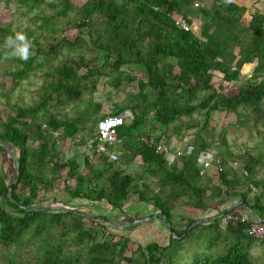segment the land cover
Returning a JSON list of instances; mask_svg holds the SVG:
<instances>
[{
	"label": "trees",
	"instance_id": "16d2710c",
	"mask_svg": "<svg viewBox=\"0 0 264 264\" xmlns=\"http://www.w3.org/2000/svg\"><path fill=\"white\" fill-rule=\"evenodd\" d=\"M0 1L5 2L7 7L13 3L21 18L37 26L32 31H25L26 41L16 40L15 45H22L31 39L34 50L30 53L29 49L27 60L12 57L10 50L5 48L4 55L10 56L11 63H15V70L9 72L13 86H20L38 70L42 71L44 79L31 104L24 106L17 103L12 108L13 115H8L4 121L0 119V143H7L18 152L16 182L7 185L6 180L0 177V246L3 249L0 251V264H33L29 259L35 251H20V248L33 243L37 248L39 243L49 246L60 230V239L67 241L68 249L80 247L90 254L109 253L113 258L125 251L130 240L126 237H120L113 243L96 241V234L106 228L101 222H107L104 217L97 218L100 228L96 231L87 227L84 222L86 216L76 211L59 208L52 212L45 207L31 206L33 200L41 197L62 177L64 169L67 170L66 178L75 181L73 188H63L69 199L104 202L112 210L121 211L129 196L136 194L139 201H149L155 210L160 211L158 216L163 217L173 230L168 243L137 244L135 253L138 257H124L129 263L255 264L250 254L255 239L245 232L249 222L225 224L226 232L222 233L221 225L217 224L219 220L214 226L211 224L224 242V253L211 256L205 251L214 249V244L205 241L207 245L204 246L200 233L197 240H190L194 236L193 230L186 229L193 221L188 220L183 229H176L172 225L171 212L178 201L184 199L187 200V207L204 210L205 201L214 196L203 183L208 171L200 174V165L196 161V154L209 150L214 142V127H210L212 113L234 115L237 125L249 133L257 130L264 141V14L255 12L248 21H244L246 8L235 0H85L80 7L74 6L71 0ZM45 10L53 13L46 14ZM35 11L39 13L34 14ZM179 18L190 26L192 18H199V34L180 28L176 23ZM10 22V18L6 21L0 19V43L10 36L15 38L19 33ZM71 29L78 31L73 40L66 36L57 38L58 32ZM37 32L40 35L35 37ZM61 49L68 52L60 54ZM2 54L0 51V57ZM50 61L53 62L50 64ZM252 61H256L257 66L236 94L226 95L214 86L215 75L220 76L221 81L234 82L243 66ZM43 67L47 70L43 71ZM131 68L143 78L133 76ZM48 77L51 80L45 81ZM101 77H105L107 85L117 92L123 84L137 81V93L127 94L128 104L114 114L127 107L132 114L129 123L124 122L117 128V134L123 138L122 158L126 157L129 162L140 158L141 166L156 182V194L143 192L142 188L148 191L150 183H138L108 161L110 147H105L97 165L85 157L82 163L88 172L83 174L76 157L60 163L56 150L49 145L50 134L42 129L43 123L51 130L61 128L64 138H72L78 130L74 123L84 119V111L77 112L72 119L66 118V115L49 114L52 100L57 105L66 102L78 104L82 100L86 103L90 100L93 104L92 99L82 98L85 94L92 96ZM86 107L90 108L87 104ZM100 110L99 104L93 105L88 119L99 120L105 116L100 114ZM195 114L202 115L203 122L194 117ZM28 118L30 122L26 120ZM156 124L167 137L170 133L180 134L182 130L196 129L193 140L196 151L191 156L176 157L173 162L162 153H157L141 140V137L154 131ZM88 131L86 136H90L91 131ZM223 135L224 131L220 141L224 139ZM156 138L153 137L154 140ZM84 142L85 139L80 136L78 144L84 145ZM229 148L226 141L214 148L218 149L215 157L222 161L221 171L216 172V176L227 187L230 184L226 182L221 157L224 158L223 152L228 153ZM1 150L3 147L0 145ZM125 150L129 153L126 154ZM250 154L246 152L248 160L243 161L248 175L242 185L249 181L248 176L252 175L255 164ZM242 157L238 156L239 159ZM10 186L9 197L4 199L5 205L2 206L1 201ZM19 186L27 188L28 195H19ZM241 197L246 199L244 193ZM231 232L235 233L233 239L229 237ZM186 239L190 243L184 245ZM12 246H15V251H10ZM6 249L8 251H4ZM62 250L60 246H51L47 251H41L36 264H55L54 256ZM186 254L189 256L187 261V256L183 257ZM69 258L72 259L68 262ZM69 258L66 264H77L80 260L79 255ZM88 262L113 264L97 257Z\"/></svg>",
	"mask_w": 264,
	"mask_h": 264
},
{
	"label": "rangeland",
	"instance_id": "374dc122",
	"mask_svg": "<svg viewBox=\"0 0 264 264\" xmlns=\"http://www.w3.org/2000/svg\"><path fill=\"white\" fill-rule=\"evenodd\" d=\"M85 0H71V3L76 6L80 7ZM15 5L13 3H9L8 7L6 6L5 2L0 1V19H3V21H6V18L11 19V25L13 28H18V32L22 33L25 35V31L27 29L29 30H34L37 28L36 25L34 24H28L26 22V19H23L20 17V14L16 12V9H14ZM40 11V10H39ZM39 11H35L34 14H38ZM45 13H49L48 10H45ZM52 14L53 12L50 11ZM49 13V14H50ZM245 20L248 19L249 13L245 14ZM191 27L190 31L195 33L196 35L199 34V28H200V19L199 18H192L191 20ZM58 26V25H57ZM39 31V30H36ZM38 34H34L35 37L36 35H40V32H37ZM78 34V31L75 29L71 30H66V31H61L58 32L57 38H60L61 36H66L68 39L73 40L74 37ZM43 35V34H41ZM55 35V36H56ZM41 38V37H39ZM42 41V39H39ZM29 45V49L31 50L30 53H32V50H34V46L32 45L31 39L27 42ZM44 43V40H43ZM14 44H9L8 39L3 40L2 43H0V51L3 52L2 57H0V119L5 120L8 115H13V109L11 106L17 104V103H23L24 106H27L31 104V101L35 100L36 95L35 91L38 90L39 85L42 83L44 80L42 77V71L38 70L35 72V77H31L26 79L25 81L22 82V84L18 87H14L11 79H10V74L9 72L15 70V63L12 64L10 60V56L7 57L4 55L5 48H8L10 50L11 56L12 57H19L22 59L19 55L13 54L16 50L17 45ZM66 49H61L60 54H66ZM88 56L91 55V53H87ZM95 53L93 52V55ZM53 61H50V64ZM49 65V64H48ZM47 66V65H45ZM126 72L128 70L126 68H123ZM251 69V68H250ZM46 67H43V71H46ZM7 71V72H6ZM244 71V72H243ZM253 71L251 70H246L243 67L241 70V74L238 77V79L234 82H227V81H221L220 76L215 75L214 77V86L217 88L218 91L223 92L226 95H234L238 92V88L240 85L244 84L246 79H248L251 76V73ZM130 73L137 77L143 78L142 74H140L137 70L131 68ZM51 78L48 77L47 79L45 78V81H50ZM47 84V83H46ZM137 81H131L129 83L123 84L119 89L118 92L115 91L114 89H111L110 86L107 85L106 83V78L101 77L98 79L96 82V90L90 96L89 94H85L82 99H92V103H90V100L87 101V103L82 100V102L78 104L72 105L71 103H66L61 105L60 107L57 105L56 101L53 99L51 106L49 108V113H51L54 116H62L64 113H66V116L68 115L69 117L73 116L74 114H77V112H83L82 118H84L85 121L89 122V127L93 126V120L94 118H90V115H92L91 112V107L95 104H99L101 106L100 114L101 115H107L109 113L115 114V112L119 109L122 108L124 104H128V99L129 95L137 93ZM13 92L16 93L13 96ZM109 92V93H108ZM89 106L90 108L86 107ZM122 111V110H121ZM120 111V112H121ZM119 112V113H120ZM194 117H197V119L201 122H203L204 117L200 114L194 115ZM239 126V125H238ZM236 123V118L232 114H227V113H222V112H214L211 115L210 118V127H214V132L213 135V144L212 147L209 149L211 150L214 154H217L216 149H214L216 146H218L221 141L220 137L222 135V131H224V138L229 144V147L237 152L238 154L244 151L245 149H248L250 152L253 154L258 153L259 150H256V147H259V145H262L259 141V137L261 136L260 133L255 131H251L249 133L245 128L243 127H238ZM149 128V125H147V129ZM260 128V127H259ZM261 129V128H260ZM195 130L196 129H190V130H182L180 131V134H173L170 133V136L166 139V147L167 148H180L186 145L189 142H193L194 136H195ZM154 133V132H153ZM190 135V136H189ZM250 135V137H248ZM63 139V138H61ZM50 139L49 144H51L54 149L56 150L55 152L57 153V159L60 163H64L67 159H69L72 156H75L77 161L81 163V167L79 168L81 173L86 174L88 172L86 166L83 165V159L85 157H88L94 165L98 164V158L92 155L90 151H88V148H83V146H75L73 145L67 138L63 140H59L57 146L51 141ZM57 141V140H56ZM223 141V140H222ZM39 143V142H35ZM1 145H6L7 143H0ZM37 144H34V146ZM102 155V153H101ZM18 156V152L16 149H13V152L7 151V149L3 148V150L0 151V177L6 180L7 185H10L14 180H15V173L17 169V165L15 164L14 158ZM232 162V161H231ZM113 163V162H112ZM134 166L130 168L129 174H135L138 173L141 169V164L138 160L134 161ZM114 166L121 167L123 171L125 172L123 168V160L122 157L119 159L118 162L113 163ZM100 166V165H99ZM101 167V166H100ZM66 169L61 171L62 177L56 180L52 186L51 189L46 191L41 197L37 198L36 200H33L31 206L32 207H45L51 210L52 212L62 208L63 210H72L76 211V213H80L86 216L84 219L85 225L87 227H91L93 230L98 231L100 228V225L97 223V218L104 217L106 220H110V222H103L104 220H101L103 224L106 225V228L103 230L99 231L96 234V241L97 242H115L117 241L120 237L125 238L129 237V242L127 243V246L125 248V251L122 252L121 256L116 255L114 258L112 257L111 254H103V253H94L90 254L88 251H85L84 249L82 250L80 247H74L68 249L66 247L67 241L63 240L61 241L60 233L55 234L54 237L51 240L50 245L46 243H39V248L35 246V244H28L26 245L25 248H20V251H35L31 258L29 259L31 263L36 264L39 260L38 256L42 255L41 251H47L51 246L54 248L57 246H60L63 250L58 253L55 258V264H66V259H68L71 255H79V262L77 264H90L88 260L92 259L93 257L105 259L106 261H112L114 264H134V263H129L127 262L124 257L131 258L132 256L135 257V259L138 257V255L135 253L137 244L140 245H146L148 241L150 242H156L160 245H165L168 237L166 234L162 236L161 239L153 240L149 235H147V231H139L137 232L136 229L138 228H143L142 226H139L140 223H136V221L142 220L143 218L141 217V213H132V216L127 217V213L124 215L122 212L119 210H111V207L104 203V202H89L86 200L82 199H69L67 196H65V193L63 192V188H73L75 185V181L67 179L65 174H66ZM126 173V172H125ZM16 182V181H14ZM11 187V186H10ZM20 187V186H19ZM9 189V188H8ZM18 194L21 195L22 197L28 195V189L27 188H18ZM7 195L3 197L1 204L2 206L5 205V198L9 197V190L6 191ZM5 192V193H6ZM5 195V194H4ZM129 201L124 203L123 206V212H126L127 208L130 206H133L138 203V198L136 194H133ZM87 205V206H86ZM131 208V207H130ZM193 213L195 214L196 211L190 207H184L181 209V215L182 216H189V217H194ZM95 216V217H94ZM94 218V219H93ZM96 218V219H95ZM91 220L93 221L91 223ZM100 222V223H101ZM142 223V222H141ZM123 228V229H121ZM145 229L147 227H144ZM109 230V231H108ZM160 234V233H159ZM111 235L112 238L109 236ZM164 237V238H163ZM195 241V240H194ZM201 242V241H199ZM190 243L189 239H186L183 244L187 245ZM196 245H198V242H196ZM39 250V251H36ZM16 248L15 246H12L10 251H15ZM219 251V249H216ZM215 250V251H216ZM0 251H3L2 247L0 246ZM4 251H8L7 249ZM59 252V251H57ZM198 253L204 252V251H197ZM209 255H214V251L207 252ZM59 255V256H58ZM185 255H183L184 257ZM188 257L185 259V261L188 260ZM72 258L68 259V262L71 261ZM75 264V263H74Z\"/></svg>",
	"mask_w": 264,
	"mask_h": 264
},
{
	"label": "crops",
	"instance_id": "0c3cea01",
	"mask_svg": "<svg viewBox=\"0 0 264 264\" xmlns=\"http://www.w3.org/2000/svg\"><path fill=\"white\" fill-rule=\"evenodd\" d=\"M235 2L243 5L246 8L245 14L249 13V17L247 20H245V17H244L245 14H244V16H243L244 21H248L250 19V16L252 14H254L255 12H260V13L264 14V0H235ZM243 67L245 68V71L246 70H251V71L254 70V68L251 64L244 65ZM14 94L16 95L15 92H13L10 95L13 96ZM66 103H69V102H66ZM16 105H18V104L11 106V108H13ZM61 105H63V104H61ZM61 105H58V106L60 107ZM72 105H74V104H72ZM120 113H124L125 115H127V118L124 120V122L129 123L130 119L132 117L130 108L127 107L124 110H122ZM110 114H112V113H110ZM63 115H66V113H64ZM75 116H76L75 114L71 117H69L67 115L66 118L72 119ZM27 120L30 121L29 118ZM79 121L80 122L74 123V126L78 130H77L76 134L71 138L75 142L78 138H80V136H82L85 140L90 139L96 133V123L98 120H93L94 124L92 127H89L90 126L89 122L85 121L84 119H81ZM45 125L46 124L43 123L42 127ZM88 130L91 131L90 136H86L87 133L89 132ZM253 131H255V133L258 132L257 130H253ZM45 132L50 134L49 139H55V138H53V134L51 131H45ZM163 133H164V131L159 130L158 125L156 124L154 126V131L149 132V136L141 137V140L142 141H143V139L149 140L150 135L153 134L154 137H157L155 139V142H159V141H161V137H162ZM248 137H250V135H248ZM167 138H165V141ZM121 139L123 141L122 137H121ZM224 141H226L225 138L223 139V141H221V143L219 145H223ZM259 141L262 145H259V147L255 148L256 150H259L258 153H256V154H253L248 149H245L244 151H242L241 153L238 154L237 152L235 153L234 150L229 148L231 150H229L228 153L232 154L233 157H225V156H229V154L226 152H223V154H225V156H224L225 159L223 157H221V158L223 159V170L226 173V176H225L226 182L228 184H230L228 187L223 185L219 181L218 176H216V170L214 169V167L208 171V174H205L204 177H206V178L203 179V183L206 184V187L208 189H210V191L213 193L214 196L208 198L205 201V209L204 210H195L194 209L196 211V213L195 214L193 213V216H194L193 218L189 217V216H182L181 215V209L184 207L185 208L187 207L185 205L186 204L185 202L187 200L182 198V199H184L183 200L184 202L181 200L178 201L177 207H175L173 209V211L171 212V214H172V225L176 229H183L187 225L188 220L193 221V223L190 226H188L186 229L187 231L193 230L194 236L190 240H197V236L200 233L201 239L204 240L203 241L204 246L207 245L208 241H209V243L212 242L214 244L215 248L211 250V251H214V255H211V256H217V255H221L222 253H224V252H222V247H223L224 242L221 241L219 234L222 233L223 231L226 232V230H225L226 225L221 223L220 221H218V216L220 214L228 212V211H235L236 213L244 216L246 219L245 222L247 221V222H249V224L253 220H258L264 215V141H263L261 136L259 137ZM226 143L228 144L227 141H226ZM120 145H122V144H120ZM228 146H229V144H228ZM31 148L34 149L35 147H31ZM120 148H122V146ZM170 148L172 151L177 149V147L176 148L170 147ZM217 150L218 149H216V152H217ZM195 151H196V148H195ZM220 151H222V150H220ZM200 152L201 151H199L198 154ZM246 152L251 153L250 157L252 158L253 163H255V164H253V166H252V175L248 176L249 181H247L246 185H242V183L245 182L244 178L248 175L247 171L244 169V162H243V161L246 162L248 160V157L245 155ZM125 153L128 154L129 153L128 150H125ZM198 154H196V157L198 156ZM239 155H243L242 159L238 158ZM123 156L124 155H122V157ZM122 160H123V164H124L123 168H124L126 173L124 171L123 172L125 174L131 175L140 184L143 181H147L146 183H144V185L150 183L148 191L146 188H142L143 192H145L147 194H150V193L156 194L158 192L156 182H154L155 180L152 177H150L147 174V172H145V168H143L142 166L140 168L141 170L138 173L129 174V172H127L130 170V168H132V166L135 165L134 164L135 160H138L141 164V160L139 157H136L133 162H129V160L126 159V157L122 158ZM169 160L171 162H173L174 157H171V159H169ZM196 161H197V158H196ZM233 163H237L238 165L233 166ZM244 171L247 173L246 175L244 174ZM254 183H256V184H254ZM250 186H252L254 188V193L252 195H250V189H249ZM216 192H219V194L216 195L215 194ZM242 193L245 194V197H246L245 200H243L241 197ZM147 194L145 196H147ZM132 195H130L128 199H130L132 197ZM130 207L127 208L126 212H123L122 211L123 209L121 210V212L123 215L125 213H127V215H126L127 217L132 216L133 212L134 213H137V212L141 213L140 218H143V221L141 220L142 223H141V221L136 222V223H140L139 226H142L143 228L136 229L137 232L146 230L147 231L146 234L149 235L151 238H153V240L161 239L164 234H166L168 239H169V237L173 234L169 231L170 228H169V225L167 224V222H165V220H163L162 217L158 216L157 210L154 209L153 205L151 203H149V201H148V203L141 202V201H139V198H138V203L133 205V206H130ZM107 221L110 222V220H107ZM215 221H218L217 224L221 225L220 233L218 231H216L214 229V227H212V225L214 226ZM92 222L93 221L91 220V223ZM97 223H98V221H97ZM198 225H199V227L197 228L196 226H198ZM144 227H147V228L145 229ZM121 229H123V228H121ZM229 237H230V239H233L235 237V233L231 232ZM126 238L129 239V237H126ZM205 241H207V243ZM149 242L150 241H148V243ZM167 243H168V240H167L166 244ZM216 249H219V251ZM204 250H205V248H204ZM205 252L210 253V251H205ZM250 254H251V257L254 260L253 262H255V264H264V242H261L259 240H255L251 245ZM185 256H187V254Z\"/></svg>",
	"mask_w": 264,
	"mask_h": 264
},
{
	"label": "built area",
	"instance_id": "2783aa9c",
	"mask_svg": "<svg viewBox=\"0 0 264 264\" xmlns=\"http://www.w3.org/2000/svg\"><path fill=\"white\" fill-rule=\"evenodd\" d=\"M176 23L185 31H188L190 29V25H188V23H186V21L181 18H179ZM248 64H251L253 68L257 66L256 61H252ZM126 118L127 115H125L124 113H119L118 115L107 114L101 117L96 123V133L90 139L86 140L84 145L85 148H88V151H90V153L94 154L95 156H100L105 147H110L112 151L109 155V159L111 161H115L121 154L120 144L122 142V139L118 137L117 128L124 123V120ZM43 129H46V127L43 126ZM61 133L62 132L60 129L53 131V138H61ZM153 137L154 135L151 134L149 140L143 139V141L152 146L157 153H162L168 160L171 159V157L176 158L191 156L195 151V145L193 142H189V144L187 143L183 147L177 148L172 151L171 148L166 147V133H163L161 141L159 142H155ZM196 158L197 162L200 165V174L209 171L213 167L216 172L221 171L222 161L220 158L215 157L214 153L211 150L201 151ZM237 165V163H233V166ZM244 174L246 175L247 173L244 171ZM249 189L250 195H252L254 193V188L250 186ZM218 218L223 224L233 225L243 223L246 220L244 216L236 213L235 211L222 213L218 216ZM246 233L248 236L254 238L255 240L264 242V215L258 220H253L246 229Z\"/></svg>",
	"mask_w": 264,
	"mask_h": 264
},
{
	"label": "clouds",
	"instance_id": "9594fccd",
	"mask_svg": "<svg viewBox=\"0 0 264 264\" xmlns=\"http://www.w3.org/2000/svg\"><path fill=\"white\" fill-rule=\"evenodd\" d=\"M191 27V26H190ZM16 40H19V41H26V38H25V35L24 34H22V33H17L16 34V37L15 38H13V37H8V42H9V44L11 45V44H14L15 42H16ZM13 54H15V55H19L22 59H25V60H27L28 58H29V45H28V43L27 42H25L24 44H22V45H17V47H16V50H15V52L13 53ZM251 63V62H250ZM248 64V63H247ZM253 73V72H252ZM49 114H51V113H49ZM27 120V119H26ZM28 122H30L29 120H27ZM45 127H46V129H43V127H42V129L44 130V131H51V132H53V131H56V130H51L47 125H45ZM60 130H61V132H62V129L61 128H59ZM58 129V130H59ZM61 138H63V139H70L71 141H72V144L73 145H75V146H83V148H85V142H86V140H88V139H86L85 140V142H84V145H80V144H78V143H80V138H78L77 140H76V142L75 141H73L71 138H68V137H66V138H64L63 136H62V133H61ZM61 138H57V139H52V142L57 146V144H58V142H59V140H63V139H61ZM57 140V141H56ZM69 140V141H70ZM70 141V142H71ZM50 142V141H49ZM30 143V142H29ZM1 145V144H0ZM49 145H51V144H49ZM3 148H4V146L3 145H1ZM8 146V145H7ZM9 148H10V146H8ZM6 148V147H5ZM11 149V152H13V149L12 148H10ZM120 150H121V154L118 156V158L115 160V161H111L110 159H109V155H110V153H111V151H110V153L108 154V161L110 162V163H116V162H118L119 161V159L122 157V155H123V149L122 148H120ZM8 151V150H7ZM93 156H95L94 154H92ZM72 157H75V156H72ZM96 158H98L99 159V157L100 156H95ZM17 158V157H16ZM16 158H14V160L16 161ZM71 158V157H70ZM69 158V159H70ZM68 160V159H67ZM112 163V164H113ZM16 165H17V167H18V164L17 163H15ZM121 168V167H120ZM122 169V168H121ZM123 170V169H122ZM160 211H158L157 210V214L159 213ZM162 219H163V217H162ZM164 220V219H163ZM218 220H219V218H218ZM220 221V220H219ZM105 223V222H104Z\"/></svg>",
	"mask_w": 264,
	"mask_h": 264
},
{
	"label": "water",
	"instance_id": "95a60500",
	"mask_svg": "<svg viewBox=\"0 0 264 264\" xmlns=\"http://www.w3.org/2000/svg\"><path fill=\"white\" fill-rule=\"evenodd\" d=\"M3 146H5L6 147V149L9 151V152H11V149L8 147V146H6V145H3ZM11 189V187H9V189L8 190H10ZM7 195V192L5 193V196ZM141 220H139V221H136V222H140ZM142 222V221H141ZM170 232L171 233H173V230L172 229H170Z\"/></svg>",
	"mask_w": 264,
	"mask_h": 264
}]
</instances>
